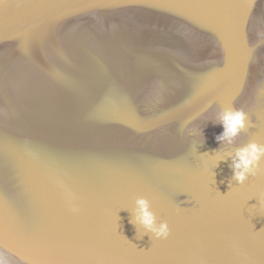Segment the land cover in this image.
Wrapping results in <instances>:
<instances>
[{
    "label": "water",
    "instance_id": "1",
    "mask_svg": "<svg viewBox=\"0 0 264 264\" xmlns=\"http://www.w3.org/2000/svg\"><path fill=\"white\" fill-rule=\"evenodd\" d=\"M263 2L0 0V264H264V156L232 167L264 146Z\"/></svg>",
    "mask_w": 264,
    "mask_h": 264
},
{
    "label": "clouds",
    "instance_id": "2",
    "mask_svg": "<svg viewBox=\"0 0 264 264\" xmlns=\"http://www.w3.org/2000/svg\"><path fill=\"white\" fill-rule=\"evenodd\" d=\"M246 113L243 110H226L219 117L218 122L223 127V132L217 136V141L221 144L235 143L236 137L246 127ZM264 156V146L256 143L247 144L239 148L236 152V159L233 162V179L239 184H243L249 176H255L259 169V161ZM138 210L135 222L142 225L143 228L152 233L157 239H166L170 230L167 223H161L156 226L155 216L149 211L148 202L144 199L137 201ZM75 211V209H73Z\"/></svg>",
    "mask_w": 264,
    "mask_h": 264
},
{
    "label": "bare ground",
    "instance_id": "3",
    "mask_svg": "<svg viewBox=\"0 0 264 264\" xmlns=\"http://www.w3.org/2000/svg\"><path fill=\"white\" fill-rule=\"evenodd\" d=\"M261 8H262V11H261L259 17H262V15L264 14L263 13L264 12V2L262 4ZM257 31H258V24H257V18H256L254 20L253 25L250 27V34H251V37L253 39H255L257 37ZM103 43H104V46H105L109 42L108 41H105ZM160 46L165 47L164 44H160ZM166 48L169 49V51L171 49H173V51L175 52L174 48H172V47L169 48V46L166 45ZM108 52H110L108 49H104V53H106V55H110ZM189 54L190 55H188V56H186L184 58L186 59V61H189L190 62V61H192V58H193L192 57L193 52L190 51ZM178 55L180 57H183V55H181L179 53H178ZM6 62H7V59L5 57V54H3V51L0 50V64L1 63L4 64ZM263 66H264V50H262V51H260V53H258V56L256 57L255 62L253 64V72H252V76H251V79H250V82H249L250 89L256 91V90H258L259 85L262 83V78L260 76V72H261V69L260 68H262ZM16 68L17 67H13V68L10 69V74L7 75L9 84L6 85V87L9 86V88H11V87L12 88H16L17 87L16 82H12V81H16L17 79H22L23 73L17 75L18 72L16 71ZM1 76H5V75H1ZM0 81H2L1 78H0ZM6 83H8V82H6ZM1 87H3V89L6 90L4 88V86L1 85Z\"/></svg>",
    "mask_w": 264,
    "mask_h": 264
}]
</instances>
